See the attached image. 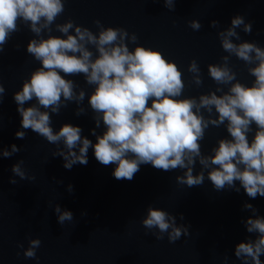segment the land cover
<instances>
[{"label": "clouds", "instance_id": "clouds-1", "mask_svg": "<svg viewBox=\"0 0 264 264\" xmlns=\"http://www.w3.org/2000/svg\"><path fill=\"white\" fill-rule=\"evenodd\" d=\"M68 2L0 0V54L12 35L21 30L20 25L38 37L28 41L26 53L40 66L30 73V78L23 80L20 90L12 96L21 118V130L15 133V138L23 140L27 130H31L55 146L51 155L62 158L66 170L75 165L86 166L91 149L100 165L115 166L112 176L117 181H132L141 166L150 165L157 171L180 170L182 175H177L175 181L187 188L203 186L207 180L217 193L239 194L243 190L249 200L264 198V47L257 42L242 41L237 31L251 34L252 22L235 15L227 28L217 32L227 55L220 58V63L207 66L208 76L216 87L198 97H185L184 74L175 62L151 48L129 49V44H138L135 33L130 34L121 27H104L99 20L93 22L97 28L95 33L71 18L56 23ZM162 2L168 11H175L177 0ZM53 25L54 32L61 35H53ZM209 26L218 29L220 23L212 20ZM188 27L199 31L202 24L191 20ZM45 30L47 36L43 34ZM232 57L251 66L246 67L254 77L251 86L237 78ZM187 72L191 74L188 87L203 85L196 59L190 61ZM76 76H82L86 85L93 88L91 94L74 79L67 78ZM5 93L0 82V105ZM86 95L95 125L89 134L95 143L82 135L81 127L71 123L62 124L58 131L52 127V115H59L69 104L77 105L75 116L86 115L88 109L83 106ZM101 124L104 130L98 134ZM221 127L227 135L217 139L215 146L205 153L202 142L208 130ZM2 128L0 116V131ZM20 151L15 144L8 148L0 146V158H11ZM23 165V160L12 165L13 176L35 180L34 176L27 175ZM9 183L15 185L17 180L10 177ZM66 190L73 193V185L69 184ZM241 210L250 213L240 221L250 235L235 244L233 254L241 264H264L261 259L264 215L247 201ZM53 211L59 225L73 219V213L62 210L59 204ZM146 211L141 225L156 240H163L167 235L168 242L175 243L182 235H189L190 225H178L175 215L151 205ZM179 219L184 220V215L179 214ZM40 245L39 239H29L24 257L35 259ZM228 262L229 257L225 255L223 264Z\"/></svg>", "mask_w": 264, "mask_h": 264}, {"label": "water", "instance_id": "water-1", "mask_svg": "<svg viewBox=\"0 0 264 264\" xmlns=\"http://www.w3.org/2000/svg\"><path fill=\"white\" fill-rule=\"evenodd\" d=\"M235 15L252 22L251 34L237 29L241 40L264 47V0H177L175 11H168L162 0L159 3L154 0H69L56 23L71 18L95 33L97 28L93 22L99 20L104 27H121L130 34L135 33L138 44H129V49L143 46L161 52L183 72L184 96L198 97L216 87L208 76L207 66L220 63V58L227 55L217 32L227 28ZM191 20H198L202 28L193 31L188 27ZM212 20L219 21L220 28L210 27ZM20 27L0 54V82L6 89L0 105L3 117L0 146L8 148L15 144L21 149L11 158H0V264H223L225 255L229 257L228 264H241L233 254L234 246L250 235L240 223L250 215L241 210L242 205L247 201L264 215V198L249 200L243 190L239 194L217 193L207 180L203 186L187 188L175 181L177 175H182L180 170L163 172L150 165L141 166L132 181H117L112 176L115 166L100 165L91 149L86 166L75 165L66 170L62 166L63 159L51 155L55 146L31 130H27L25 139L15 138V133L21 130V118L13 93L20 90L23 80L30 78V73L40 66L26 53L28 41L38 37L27 27ZM54 31L53 25V35H61ZM43 34L47 36V30ZM193 59L197 60L203 76V85L199 88L194 84L187 86L191 78L187 67ZM231 63L240 82L251 86L254 77L246 69L251 66H245L235 57L231 58ZM67 78L74 79L91 94L93 88L86 85L82 76ZM83 106L88 109L87 114L79 117L74 115L77 108L74 103L62 108L59 115L53 114L52 127L58 131L62 124L71 123L81 127L82 135L95 143V138L89 134L95 125L87 95ZM103 130L101 124L98 134ZM226 135L223 127L210 128L202 150L207 153L217 139ZM19 160L24 161L27 175L34 176L35 180L13 176L10 169ZM10 177L17 180L15 185L9 183ZM69 184L74 188L71 194L66 190ZM56 204L73 213L72 221H65L63 225L57 223L53 211ZM149 205L175 215L178 225H190L189 235H182L175 243H169L167 235L163 240H156L141 225ZM179 214L185 219L180 220ZM29 239L41 241L35 259H26L23 255ZM18 244L24 247L19 248ZM261 259L264 261V256Z\"/></svg>", "mask_w": 264, "mask_h": 264}]
</instances>
